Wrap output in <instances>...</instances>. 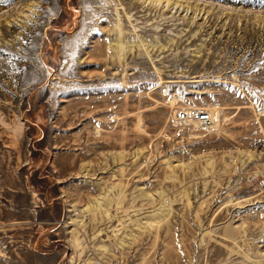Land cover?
<instances>
[{"label": "rangeland", "instance_id": "1", "mask_svg": "<svg viewBox=\"0 0 264 264\" xmlns=\"http://www.w3.org/2000/svg\"><path fill=\"white\" fill-rule=\"evenodd\" d=\"M0 264H264V7L0 4Z\"/></svg>", "mask_w": 264, "mask_h": 264}, {"label": "built area", "instance_id": "2", "mask_svg": "<svg viewBox=\"0 0 264 264\" xmlns=\"http://www.w3.org/2000/svg\"><path fill=\"white\" fill-rule=\"evenodd\" d=\"M174 120L179 124L196 123L200 128H208L216 122L215 117L209 114L205 109L192 107L178 112L174 116Z\"/></svg>", "mask_w": 264, "mask_h": 264}, {"label": "snow or ice", "instance_id": "3", "mask_svg": "<svg viewBox=\"0 0 264 264\" xmlns=\"http://www.w3.org/2000/svg\"><path fill=\"white\" fill-rule=\"evenodd\" d=\"M12 2L13 0H0V4H9ZM239 2L243 4H252L253 6L264 7V0H239Z\"/></svg>", "mask_w": 264, "mask_h": 264}, {"label": "bare ground", "instance_id": "4", "mask_svg": "<svg viewBox=\"0 0 264 264\" xmlns=\"http://www.w3.org/2000/svg\"><path fill=\"white\" fill-rule=\"evenodd\" d=\"M150 1H152V2H154V3H158V2H160V0H150ZM170 2V0H163V3L166 5L167 3H169ZM209 114L210 115H212L213 117H215V118H217V114H218V112L217 111H214V110H209ZM195 124V126H199L198 124H196V123H194Z\"/></svg>", "mask_w": 264, "mask_h": 264}]
</instances>
